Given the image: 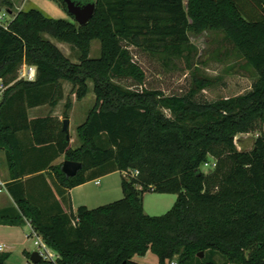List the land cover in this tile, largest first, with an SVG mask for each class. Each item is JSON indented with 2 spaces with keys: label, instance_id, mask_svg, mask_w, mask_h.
<instances>
[{
  "label": "trees",
  "instance_id": "16d2710c",
  "mask_svg": "<svg viewBox=\"0 0 264 264\" xmlns=\"http://www.w3.org/2000/svg\"><path fill=\"white\" fill-rule=\"evenodd\" d=\"M67 11L65 0H52ZM96 4L85 26L53 19L42 10L21 11L0 25V150L7 157L11 182L6 187L17 210L0 212V222L24 226L29 221L57 255L40 264H140L149 252L159 264H264V0H72ZM72 17V16H71ZM73 18V17H72ZM74 19V18H73ZM221 33L254 73L252 90L234 98L203 102L197 98L213 85L196 80L185 96L125 88L130 80L144 87L146 74L130 47L188 64L198 55L190 33ZM69 44L78 55L72 62L46 36ZM101 57L90 58L92 43ZM24 66L36 68L34 81L19 79ZM64 82L77 100L91 91L96 102L78 127L81 146L71 148L63 123L51 114L31 120L29 110L55 109L64 100ZM70 103L66 104V108ZM69 117L67 114L64 116ZM29 134L35 148L54 149L44 166L64 189L97 178L125 174L123 199L76 214L47 217L33 204L22 178L26 154L19 134ZM252 138L251 149L242 135ZM80 163L74 177L53 159ZM215 161L209 174L203 166ZM50 167V168H48ZM139 172L138 175H135ZM177 194L163 216L145 213L142 193ZM204 257H201V254ZM31 257V254H27ZM9 255L0 253V264Z\"/></svg>",
  "mask_w": 264,
  "mask_h": 264
},
{
  "label": "rangeland",
  "instance_id": "374dc122",
  "mask_svg": "<svg viewBox=\"0 0 264 264\" xmlns=\"http://www.w3.org/2000/svg\"><path fill=\"white\" fill-rule=\"evenodd\" d=\"M187 4V0H186ZM31 8L42 10L46 15L53 19L75 20L65 11L61 5L52 0H0V15L7 14V24L10 23L15 16L21 11H26ZM191 41L198 48V55L188 64L186 60L174 59L170 65H166L161 57L153 55L141 48L130 47V51L134 60L143 68L146 74L144 87H138L130 80L119 81L125 88H132L135 91L157 90L162 91L167 96H185L196 89V80L208 79L213 82V85L201 91L197 98L203 102H213L221 99L234 98L244 95L252 90L254 83V73L251 69L245 66L235 50L222 43L223 35L221 33L203 32L201 34L190 33ZM74 63H79L77 53L72 50L71 46L66 43H60L52 36H46ZM101 57V44L99 41L92 43V51L90 58L98 59ZM34 72L33 68L24 66L19 72V79L30 80V74ZM27 74L23 77V74ZM35 78L34 76L32 79ZM2 82H0L1 84ZM66 83L65 97L61 105L62 119L67 114L72 120L71 139L72 146L81 145L78 137V127L82 125L89 112L93 109L96 102V95L93 92V83L90 84V93L81 101L77 100L73 85ZM70 103V107L66 108V104ZM50 108V107H49ZM258 137L254 135H242L245 140V145L251 149L253 141ZM254 138V139H252ZM216 164L213 159H210L209 165L203 166V171L209 174L213 171ZM1 175V173H0ZM125 175V174H124ZM2 176V175H1ZM2 178V177H1ZM123 174H114L102 180V187L99 189L94 184H91L84 189L75 192L76 197L85 198L91 196L89 200L90 209H95L110 203L123 199L122 190ZM106 189L103 194L99 190ZM100 193V194H99ZM143 205L145 213L149 216H163L172 209L178 199L177 194L156 193L154 191H146L142 193ZM84 205V204H83ZM82 204L74 206V212ZM31 228L29 229V235ZM29 251L31 253L37 251L35 239H30ZM140 256H136L134 261H141ZM150 264H159V259L151 253L149 255ZM218 263L223 264L226 259L218 254L216 256ZM8 264H33L26 255L18 253Z\"/></svg>",
  "mask_w": 264,
  "mask_h": 264
},
{
  "label": "crops",
  "instance_id": "0c3cea01",
  "mask_svg": "<svg viewBox=\"0 0 264 264\" xmlns=\"http://www.w3.org/2000/svg\"><path fill=\"white\" fill-rule=\"evenodd\" d=\"M31 68H33L34 72L32 73H34V77L36 78V68L35 67H31ZM35 78L31 79V81H34ZM64 89H66V83H64ZM63 101H61L60 104L55 109H51L49 108V106H42V107L30 109L29 110L30 119L33 120L37 118H43L51 114L53 117L59 118V120L63 121L62 116L60 114L61 105ZM70 122H71L70 123V132H71V128H72L71 119ZM19 137L24 143V146L27 150L23 160V165L26 175L22 178V180L25 182L26 185L27 196L29 200L33 204L38 206L47 217L56 215L61 212L65 214H76L77 212H74V206L77 203L79 205L82 204V206L90 208L88 204L91 196H87L81 199L80 197L75 196V192L79 191L80 189H84L85 187L91 184L96 185L100 189L103 185L102 180L104 181L105 179H107V177L112 176L114 174H120L119 172L112 173L97 178L77 188L71 190L64 189L59 185L55 174L50 169H43V168H47L44 166L49 162V160H51L53 156H55V150L54 149L41 150L40 148H35V146L32 145L31 143V138L29 134L21 133L19 134ZM80 146L73 147L71 144V148L73 149H77ZM53 160L54 161H52L50 167L59 166L63 164L65 158L64 156H61L58 158L56 157V159ZM0 173L2 175V176L0 175V183H4L3 192L0 193V212L14 211L15 213V211L17 210L16 203L6 187L7 183L12 181L10 176L8 161L5 152L1 150H0ZM106 191H107L106 189L99 190V192L103 194ZM24 224H25L24 226H12L0 222V244L5 246L4 253L10 256L8 263L18 253H23L24 255L27 256L29 260L31 259V257L29 258L27 254L32 255V253L29 251V245H30L29 229L32 226V224L29 221H26ZM150 254L151 252H149L144 257L140 256L141 261H136V262L140 264H150L149 262Z\"/></svg>",
  "mask_w": 264,
  "mask_h": 264
},
{
  "label": "water",
  "instance_id": "95a60500",
  "mask_svg": "<svg viewBox=\"0 0 264 264\" xmlns=\"http://www.w3.org/2000/svg\"><path fill=\"white\" fill-rule=\"evenodd\" d=\"M67 4V11L70 16H72L76 23H78L80 26L87 25L93 18L95 11H96V4L90 3L88 5H80L72 0H65ZM63 127L62 130L66 134L67 141H71V135H70V119H64L62 121ZM82 165L80 163L66 161L63 165V172L68 177H74L77 175V173L81 170ZM201 257H204V254H201ZM31 262L33 264H40L42 259V256L39 254V252H33L31 255Z\"/></svg>",
  "mask_w": 264,
  "mask_h": 264
},
{
  "label": "built area",
  "instance_id": "2783aa9c",
  "mask_svg": "<svg viewBox=\"0 0 264 264\" xmlns=\"http://www.w3.org/2000/svg\"><path fill=\"white\" fill-rule=\"evenodd\" d=\"M6 15L7 14L0 15V25H2L5 28H8L9 22L5 24V22H7ZM29 74H30V77H31L30 80H31L32 77L34 76V73H32L33 75L31 73ZM23 75H24L23 77H25L27 74L25 73ZM5 89L6 87L2 82L0 84V102L2 100ZM206 165H209V164H206ZM138 174L139 172L135 173V175H138ZM3 188H4V183H0V193L3 192ZM30 228H31V234L29 235V238L35 239V245L37 247V252H39V254L42 256V259L55 263L58 260V255L52 249L49 248V246L45 243L43 237L32 226ZM4 252H5V246L0 244V253H4ZM169 264H179V262L177 259H174L170 261Z\"/></svg>",
  "mask_w": 264,
  "mask_h": 264
}]
</instances>
